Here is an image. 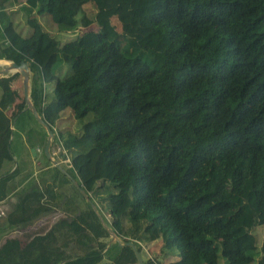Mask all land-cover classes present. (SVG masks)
<instances>
[{
    "label": "trees",
    "instance_id": "1",
    "mask_svg": "<svg viewBox=\"0 0 264 264\" xmlns=\"http://www.w3.org/2000/svg\"><path fill=\"white\" fill-rule=\"evenodd\" d=\"M0 58L27 61L30 100L95 205L52 164L20 176L12 132L33 115H9L0 88V236L62 213L6 239L0 264H137L108 230L143 264H264V0H0Z\"/></svg>",
    "mask_w": 264,
    "mask_h": 264
},
{
    "label": "rangeland",
    "instance_id": "2",
    "mask_svg": "<svg viewBox=\"0 0 264 264\" xmlns=\"http://www.w3.org/2000/svg\"><path fill=\"white\" fill-rule=\"evenodd\" d=\"M16 5H13V9L16 8ZM40 22L43 24V19L45 16L41 14V16L38 17ZM111 21L115 24L116 27L119 28V23L115 19V17H111ZM44 25V24H43ZM26 24L23 22L19 27L18 30L22 34H26ZM84 27H82L83 29ZM87 28H90V25L87 26ZM91 28H94L93 26ZM49 30V28H46ZM77 30H80L81 28H76ZM51 33H53L60 41H63L67 38H70L74 35H76V30L73 32H66V31H57L55 29L50 30ZM2 63V62H0ZM59 63V62H58ZM65 65L64 62H61V65ZM60 65V66H61ZM66 66V65H65ZM0 88H3L6 91L12 92L14 96V101L7 109V113L9 115H13L19 108H23V95H22V87H21V78L17 71H6L3 72L0 75ZM60 128H67V129H74L75 124L73 118L68 114L67 111H64L62 114V117L60 118ZM31 127V128H29ZM30 129V130H29ZM45 130L44 128L34 120L30 114L26 113L21 115V117L16 121L15 126L13 128L12 137H11V144L10 148L13 153V157L16 159L18 163H23L25 166V169H22L21 174L24 175L25 172L28 170H36L34 172L35 175L33 177L37 176H45L48 175L49 172L52 169L51 163L48 161V158L42 154L43 150V144L45 140ZM30 147H34L33 151L30 149ZM50 150H51V156L55 158L57 161L62 164L63 167L68 166L67 158H63L61 155H59V152L61 151L57 144L54 142L50 144ZM63 151V150H62ZM31 179V176L26 178V181L24 183L28 182ZM63 187L67 190L68 189V183H65ZM3 206L0 205V209ZM101 212L104 215L106 219H109L110 215L107 212V210L102 206ZM61 212H52L48 215H45L42 218H39L35 220L32 224L25 228L21 229H14L11 230L2 236H0V253L3 251V247L7 244L6 239H18L21 242H24L25 239H27L31 234H34L35 232L38 233L42 231L46 226H49L50 223L55 220L57 217L61 216ZM252 232L255 233L257 242L259 243L261 237L264 234V225H255L252 228ZM160 245V240H152L148 243L141 244L142 252L144 255H151L156 256L160 255L158 247ZM159 258H161L159 256ZM175 256L168 255L166 258H161L159 261L160 263L156 264H163L164 262H167L170 259H174ZM221 258V257H220ZM104 260L99 262L98 264H103Z\"/></svg>",
    "mask_w": 264,
    "mask_h": 264
},
{
    "label": "water",
    "instance_id": "3",
    "mask_svg": "<svg viewBox=\"0 0 264 264\" xmlns=\"http://www.w3.org/2000/svg\"><path fill=\"white\" fill-rule=\"evenodd\" d=\"M4 60V63H0V75L3 72L6 71H17L20 75L21 78V87H22V95H23V99H24V103H25V108L29 109V111L31 112V114L33 115L34 119L44 128L46 136H45V140H44V144H43V153L46 156V158H48V160L51 162L52 165H54L55 167H57L59 170H61L63 173H65L67 176L70 177V175L66 172L65 168L62 166V164H60L59 161H57L55 158H53L51 156V150H50V144H51V140L53 137V130L52 128L49 126V124H47L42 117L39 115V113L37 112L36 108L34 107V105L32 104L30 97H29V76L31 74V69L27 64V61L22 59L19 62H14L13 60H9V59H1ZM30 149L33 151L34 147H30ZM71 181L73 182V184L78 188L79 192L82 194V196H84V198L90 203L91 207L93 209H95V205L94 203L90 200V198L88 197V195L86 194V192L79 186V184L77 183V181L70 177ZM104 226L107 228V225L104 224ZM109 235H110V241L113 240L115 242H117L118 244H126L129 245L132 248L134 257L136 259V263L137 264H143L142 259L140 257V254L135 246V244L133 243L132 240H125V239H121L118 235L115 234V232L113 230H108Z\"/></svg>",
    "mask_w": 264,
    "mask_h": 264
},
{
    "label": "crops",
    "instance_id": "4",
    "mask_svg": "<svg viewBox=\"0 0 264 264\" xmlns=\"http://www.w3.org/2000/svg\"><path fill=\"white\" fill-rule=\"evenodd\" d=\"M22 2V1H21ZM20 3V2H19ZM16 4H18V2L16 3ZM15 5V4H14ZM13 5H11L10 7H9V9L8 10H10V9H13V7H12ZM16 7H17V5H16ZM2 58H0V60H1ZM23 169H25V166H24V168ZM28 171V170H27ZM30 171H31V168H30ZM34 171H36V170H32V176H34L35 175V173L36 172H34ZM22 174L20 173V176H21ZM18 178H19V176H17ZM17 179V178H16ZM25 181V180H24ZM24 181L22 180L21 181V183H24ZM12 201V198H9V199H2V200H0V205L1 206H3L1 209H0V216L4 213V211H6L5 209L7 208V206H8V203L9 202H11ZM60 209H55V211L54 212H56V211H58V212H60L59 211ZM42 218V217H41ZM45 228H47V226L45 227ZM44 228V229H45ZM43 229V230H44ZM42 230V231H43ZM41 232V231H40ZM157 259L158 260H160L161 258H159V257H157ZM171 260V259H170Z\"/></svg>",
    "mask_w": 264,
    "mask_h": 264
},
{
    "label": "bare ground",
    "instance_id": "5",
    "mask_svg": "<svg viewBox=\"0 0 264 264\" xmlns=\"http://www.w3.org/2000/svg\"><path fill=\"white\" fill-rule=\"evenodd\" d=\"M0 62L4 63L5 61L4 60H0Z\"/></svg>",
    "mask_w": 264,
    "mask_h": 264
}]
</instances>
